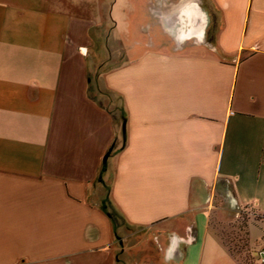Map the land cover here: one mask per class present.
Listing matches in <instances>:
<instances>
[{
	"label": "crops",
	"instance_id": "1",
	"mask_svg": "<svg viewBox=\"0 0 264 264\" xmlns=\"http://www.w3.org/2000/svg\"><path fill=\"white\" fill-rule=\"evenodd\" d=\"M78 1L0 0V264H129L116 215L155 232L142 264H240L207 215L218 190L264 215V0H144L171 42L103 74L125 139L90 95Z\"/></svg>",
	"mask_w": 264,
	"mask_h": 264
},
{
	"label": "rangeland",
	"instance_id": "2",
	"mask_svg": "<svg viewBox=\"0 0 264 264\" xmlns=\"http://www.w3.org/2000/svg\"><path fill=\"white\" fill-rule=\"evenodd\" d=\"M173 1L175 0H171V7L174 6ZM203 1L205 3V0ZM76 4L77 6L73 7L74 11L79 9L78 11L92 22L89 28V46L86 49L89 60L88 73L91 79L90 95L111 109L115 113L117 126H121L123 103L120 96L103 84L104 72L122 63L127 56L128 47L133 46L134 43L147 47H151L153 43L168 48L170 38L153 24L152 15L148 11L156 8L154 4L146 3L144 0H117V3L114 0H79ZM205 5L213 11L210 3L206 2ZM208 31L207 38L210 40L214 36L213 27ZM118 146L120 142L116 146H111L108 153ZM106 197L104 198L107 201ZM262 216L264 215L255 214L250 209H231L226 203L224 194L218 190L207 215V230L217 239L219 238L216 232L221 231L238 256L247 263H254L259 244L264 240ZM115 222L118 227L115 238L117 257L126 256V263L129 264L130 261L137 264H142L144 260L152 262L151 258L157 251L155 232L146 227L126 226L119 215L115 216ZM145 251H148L145 253V259L137 260V254L140 257Z\"/></svg>",
	"mask_w": 264,
	"mask_h": 264
},
{
	"label": "trees",
	"instance_id": "3",
	"mask_svg": "<svg viewBox=\"0 0 264 264\" xmlns=\"http://www.w3.org/2000/svg\"><path fill=\"white\" fill-rule=\"evenodd\" d=\"M209 33V32H208ZM126 119V113L125 110L123 108L122 111V121ZM126 133L123 132V138L125 139ZM246 209V208H245ZM254 212V211H253ZM256 214V212H255ZM262 218H264V216H262ZM217 237L219 238V241L222 243V245L226 248V250L230 253L231 256H233L240 264H252L251 263H247L243 258H241L240 256L237 255V253L234 252V250L231 248V246L228 244L227 240L224 238V235L221 231L216 232Z\"/></svg>",
	"mask_w": 264,
	"mask_h": 264
},
{
	"label": "built area",
	"instance_id": "4",
	"mask_svg": "<svg viewBox=\"0 0 264 264\" xmlns=\"http://www.w3.org/2000/svg\"><path fill=\"white\" fill-rule=\"evenodd\" d=\"M258 261L261 263V264H264V247L261 248L258 252Z\"/></svg>",
	"mask_w": 264,
	"mask_h": 264
},
{
	"label": "clouds",
	"instance_id": "5",
	"mask_svg": "<svg viewBox=\"0 0 264 264\" xmlns=\"http://www.w3.org/2000/svg\"><path fill=\"white\" fill-rule=\"evenodd\" d=\"M173 246H177L176 244V237H173ZM172 258V255H171V252L169 253V256L167 257V259H171Z\"/></svg>",
	"mask_w": 264,
	"mask_h": 264
},
{
	"label": "water",
	"instance_id": "6",
	"mask_svg": "<svg viewBox=\"0 0 264 264\" xmlns=\"http://www.w3.org/2000/svg\"><path fill=\"white\" fill-rule=\"evenodd\" d=\"M122 130L123 132H125V121H123L122 123ZM106 157H107V154L105 155L104 160H106Z\"/></svg>",
	"mask_w": 264,
	"mask_h": 264
}]
</instances>
